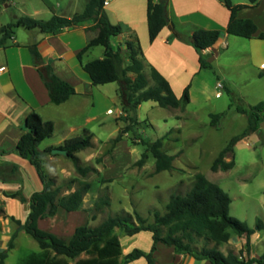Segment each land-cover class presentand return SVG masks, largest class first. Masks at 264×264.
<instances>
[{"label":"trees","instance_id":"1","mask_svg":"<svg viewBox=\"0 0 264 264\" xmlns=\"http://www.w3.org/2000/svg\"><path fill=\"white\" fill-rule=\"evenodd\" d=\"M221 1L230 11L226 33L244 39L253 38L258 32L255 22L237 17L238 12L248 6L234 5L231 0ZM249 1L251 5L257 3L256 0ZM9 2L10 0H0V5H6ZM105 3L106 0H89L85 10L73 17L55 15L49 20L19 18L1 28L0 47L8 45L15 29L18 28L38 30L43 34H58L64 29H73L82 24H94L93 27L88 28V31L94 32L95 35L90 39L86 48L79 53L78 59L82 62L83 69L89 75L94 86L119 84V99L125 114L120 119L124 120L127 126L119 131L115 139L111 140V144L114 146L126 134L137 132L139 126L137 112L143 103L153 101L162 108L185 110L190 104V85L178 98L170 83L154 67H150V78L153 82V85L150 86L139 42L128 41L117 45V47L113 46L112 40L122 35L126 28L123 25H114L110 22L105 11ZM168 5L169 0H148L147 26L151 43L170 24ZM223 33L221 30L198 29L192 36H189L174 30L173 37L191 45L196 50L202 69H212L208 56H205L204 52L214 47ZM259 38L264 40V32L259 35ZM95 47H104L105 57L83 63V55ZM28 48L53 104L61 105L77 94L72 85L54 74L51 65L45 61L37 44H31ZM124 50L129 52L130 60V64L126 67L124 66ZM129 74H133L135 77L132 78ZM237 111L247 117V127L241 134L233 137L226 148L220 152L211 167L213 172H227L234 168V149L240 141L255 133L263 139L260 122L264 118V102L249 109L238 107ZM222 117L223 114H211V126L219 128ZM54 131L53 122L44 121L37 113L33 112L26 118L24 134L16 148L7 151L0 147V156L15 153L28 160L36 168L44 186L41 192L32 195L30 199L31 212L26 222L22 224L12 218V221L17 224V230L11 236L7 251L0 254V264H5L9 252L15 247V240L20 231H25L36 240L42 250L40 254H31L22 264H129L141 258H145L148 264H156L154 252L158 243L174 247L176 251L189 254L197 260H207L210 264H264V255L260 259L243 261L233 252L225 255L219 250V247L228 243L233 235L249 238L255 231L230 215L232 204L230 196L219 185L209 181L202 174L195 176L193 187L187 195L171 196L167 205V213L164 215L156 213L154 223H148L136 211L133 215L125 213L109 216L98 226L78 228L70 241L40 229L38 221L55 216L59 208L67 212L80 210L84 197L91 187V183L85 179L92 173L97 174L95 168L84 166L77 157L79 152L93 146L92 135L88 131H84L82 138L68 140L60 147L67 151L66 158L72 161L76 173L83 179L79 183L76 180L69 181L66 187L71 189L77 183L78 187L75 192L62 195L63 186L57 185L55 179L50 178L44 172V155L51 154L53 148H48L45 152L39 150L41 143L51 138ZM136 135L139 136V134ZM137 139L146 147V151L136 163L138 166H144L151 154L155 159L156 174L174 169L175 157L163 150L165 137L153 143L142 137ZM262 143L264 144V141ZM230 155L233 156V159L227 162ZM97 162L101 163L102 159H98ZM12 173H16V170H13ZM110 206V196L101 194L95 202L93 208L95 214L92 219H95L98 213H102ZM116 229H122L128 236L151 232L154 241L151 251L145 253L135 249L123 257L122 245ZM197 239L206 240V242L212 241L214 246L195 249L192 244ZM51 252L55 255L52 256ZM83 255L84 258H82Z\"/></svg>","mask_w":264,"mask_h":264},{"label":"crops","instance_id":"2","mask_svg":"<svg viewBox=\"0 0 264 264\" xmlns=\"http://www.w3.org/2000/svg\"><path fill=\"white\" fill-rule=\"evenodd\" d=\"M231 1L234 5L248 6L240 10L237 17L255 22L258 32L253 38L244 39L226 33L230 11L221 0H169L170 24L151 43L147 26L148 0H106L105 11L110 22L114 25H123L126 28L122 35L112 40V44L117 47V45L128 41L139 42L146 65L145 71H149V67H154L170 83L175 95L180 98L190 81L199 76L204 69L201 68L196 50L191 45L174 38L173 31L176 30L192 36L198 29L221 30L224 33L218 43L204 52L211 65L212 59L217 58L215 52L232 49L234 51L231 52V57L234 55L241 56L242 64L251 69L258 78L263 79L264 40L260 39L259 35L264 32V0H256L255 5H251L250 1L246 0ZM135 5L139 6L138 10ZM93 26L92 23L82 24L73 29H64L58 34H43L39 31L19 33V31H15L8 45L0 47L1 148L7 151L16 148L24 134L26 118L35 112L44 121H51L55 125L53 136L42 142L39 150L45 152L48 148L60 149L66 141L82 138L84 131H88L92 135L93 146L79 152L77 157L82 164L85 163V166H89V163H92L96 156L101 153L96 150L95 131L106 126L107 116L115 115V119L120 122L115 133H119L121 129L127 126V123L120 119L125 114L122 110L118 90L113 89V94L109 88L110 84L94 86L89 75L84 71L82 62L78 59L79 53L86 48L90 39L95 35L94 32L88 31V28ZM31 44L38 45L39 51L45 61L51 65L54 74L75 88L77 94L67 102L61 105L52 103L48 89L28 48ZM96 48L98 47L83 55V63L105 57V48L103 47L104 49L101 51H95ZM123 55L125 58L124 66L126 67L130 64L129 52L124 50ZM129 76L135 77L133 74H129ZM147 103L155 104L153 101L143 103L138 111ZM175 117L182 122L180 116L176 114ZM137 119L138 129L143 126L139 120L138 112ZM176 129L179 132L180 129ZM260 129H263L262 132H264V118L260 122ZM168 133L163 136L165 137L164 141L168 139ZM130 136L128 133L123 139L129 138L131 140ZM112 152V155L103 156H114L115 149ZM102 153L104 152L102 151ZM104 157L101 166L107 162ZM60 158H66V156L53 155L52 153L44 155V172L47 176L48 172L53 173L54 170L50 166L54 165ZM111 158L113 159V157ZM234 160L235 166L229 171H235L239 166L235 155ZM94 167L99 172L98 179L91 183L90 190L84 197L82 208L76 212H67L59 208L55 216L38 221L40 229L70 241L78 228L93 226L90 211L93 210L98 199L102 180L108 179L104 168L97 165ZM13 170H16V173L13 174ZM67 170L68 174L72 175V172ZM63 172L65 170L61 169L59 173H53V176L58 177ZM120 177L122 176L118 175L113 179L116 180ZM65 178L67 177L65 176ZM95 187L97 189H94ZM43 188L36 168L28 160L15 153L0 156V254L7 251L11 236L17 230V224L12 221V218L24 224L31 212L30 199L32 195L41 192ZM76 189L77 186L75 185L71 189L65 186L62 195H69ZM263 231L264 226H261L249 238L233 235L228 243L219 247V250L225 255L233 252L237 256H243L245 261L260 259L264 252L259 253L257 247L263 240ZM116 233L122 245L123 257L135 249L149 253L154 245L151 232H141L134 236H128L122 229H116ZM26 234L25 231L18 232L15 247L9 252L5 264H9L10 258L15 252H18L25 242L30 248V252L20 260V264L31 254L42 252L36 240L28 239ZM124 235L126 237H124L125 243L123 244L122 236ZM51 254L52 256L55 255L52 252ZM84 257L83 255L82 258ZM154 259L156 264H210L207 260H197L189 254L180 253L174 247H168L162 243L156 245ZM129 264L148 263L145 258H141Z\"/></svg>","mask_w":264,"mask_h":264},{"label":"rangeland","instance_id":"3","mask_svg":"<svg viewBox=\"0 0 264 264\" xmlns=\"http://www.w3.org/2000/svg\"><path fill=\"white\" fill-rule=\"evenodd\" d=\"M88 1L10 0L9 4L0 5V37L1 28L19 18L49 20L54 14L73 17L85 10ZM138 7L135 5L137 10ZM15 31L27 33L38 30L18 28ZM96 49L95 51H101L104 48ZM233 51L230 49L215 52L217 58L212 59V69H204L199 76L190 81L189 85L192 84L189 90L190 104L185 111L162 108L156 102L144 104L138 111L143 126L139 127L136 133H130L131 140L123 139L114 146L111 140L118 136L119 133H115V130L120 123L115 119V115L107 116L106 126L96 129V150L101 153L88 165L92 168H95V165L104 168L108 179L102 180V188L98 195H109L112 205L102 213H98L95 219H92L95 212L90 211L93 226L101 224L109 216L125 213L133 215L135 211L148 223H154L156 213L161 215L167 213V205L172 195H187L193 187L197 174L204 175L230 196L232 199L230 215L233 218L255 232L259 226H264V144L262 143L264 132H262L263 139L255 133L236 145L234 155L237 156L239 166L235 171L211 170L220 152L233 137L241 134L247 127V117L240 114L237 108L249 109L264 102V78H258L251 69L242 64L241 56L231 57ZM145 73L152 86L150 67ZM218 84L222 87H218ZM110 85V91L115 89L119 94V84ZM176 114L182 118V122L176 119ZM211 114H223L219 128L211 126ZM176 128L180 129L179 132ZM173 129L174 131H171ZM167 133L168 139L163 142V150L175 157L174 169L156 174L155 159L151 154L144 166H138L136 163L141 159L146 147L137 138L142 137L153 143ZM114 149V156H111L113 159L104 157L106 154L112 155ZM103 157L107 162L101 166L103 160L101 163L97 160ZM232 159L233 156L230 155L227 161ZM50 167L54 169V174L59 173L61 169L65 170L58 177L48 172V176L55 179L59 186L65 187L71 180H76L78 183L83 180L68 158H60ZM67 169L72 175L68 174ZM98 175L97 170V174L92 173L85 180L93 183L98 179ZM118 175L122 177L113 179ZM78 183L75 186L78 187ZM96 187L94 189H97ZM262 236L263 240L257 247L259 253L264 252V231ZM26 237L34 241L27 234ZM124 237L126 236H122L123 244ZM203 246L213 247L214 243L197 239L192 244L195 249H201ZM28 252L30 248L25 242L10 258L9 264H20V260Z\"/></svg>","mask_w":264,"mask_h":264},{"label":"water","instance_id":"4","mask_svg":"<svg viewBox=\"0 0 264 264\" xmlns=\"http://www.w3.org/2000/svg\"><path fill=\"white\" fill-rule=\"evenodd\" d=\"M53 155H63V156H67V151L63 150V149H54L52 151Z\"/></svg>","mask_w":264,"mask_h":264},{"label":"built area","instance_id":"5","mask_svg":"<svg viewBox=\"0 0 264 264\" xmlns=\"http://www.w3.org/2000/svg\"><path fill=\"white\" fill-rule=\"evenodd\" d=\"M218 87H222V86H221L220 84H218ZM218 95H219V94H218ZM240 260L245 261L243 256H240Z\"/></svg>","mask_w":264,"mask_h":264}]
</instances>
